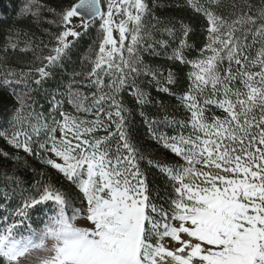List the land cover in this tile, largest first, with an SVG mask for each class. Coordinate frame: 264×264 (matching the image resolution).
Instances as JSON below:
<instances>
[{"label": "snow or ice", "instance_id": "1", "mask_svg": "<svg viewBox=\"0 0 264 264\" xmlns=\"http://www.w3.org/2000/svg\"><path fill=\"white\" fill-rule=\"evenodd\" d=\"M215 4L217 0H187L206 21V42L188 60L184 50L190 47V25L180 21L179 29L171 22L158 28L157 20L152 29L169 40H154L145 24L151 15L148 0H72L58 20L49 21L59 31L49 54L38 57V75L8 70L3 85L32 79L42 86L50 76L46 69L61 64L76 46L68 38L79 41L91 28L98 29L96 47H89L84 57L91 64L88 84L95 89L91 103L72 84L65 94L75 113L90 118L63 111V100L53 95L51 110L59 119L51 116L48 123L26 103L31 91L26 86L22 93L13 91L19 107L12 116V132H0L10 145L39 156L62 174L78 191L75 199L84 205L92 228L76 227L80 212L72 208L69 215L68 196L51 183L38 181L34 192L21 194L20 204L11 210L3 203L11 201L5 191L0 200L2 264H18L21 251L36 245L38 237L41 243L48 237L58 241L55 264H264V6L253 14L248 5L247 12L229 20L216 13ZM39 7L38 0H28L23 12L38 16ZM169 41L175 46L167 58L191 69L188 87L178 95L188 117L176 121L165 116L168 124L181 129L172 136L158 132L152 127L155 121L145 118L151 138L181 161L147 159L170 182L165 204L158 205L141 166L146 156L129 132L131 110L121 93L128 89L141 109L152 103L137 82L143 75L151 78L157 92L177 95L168 87L178 84L174 73L168 70L165 76L141 56L142 49L159 55L155 46L167 49ZM256 45L255 56H250ZM212 109L220 114L209 117ZM185 128H190L187 135ZM39 150L56 159L40 156ZM49 202L54 214L42 226L26 223L31 210Z\"/></svg>", "mask_w": 264, "mask_h": 264}, {"label": "trees", "instance_id": "2", "mask_svg": "<svg viewBox=\"0 0 264 264\" xmlns=\"http://www.w3.org/2000/svg\"><path fill=\"white\" fill-rule=\"evenodd\" d=\"M71 2L72 0H38L39 14L34 16L31 12H23L28 5V0H0V81L5 78L9 69L17 75L21 72L28 73L30 71L34 77L38 75L34 72L35 68L42 66L38 57L49 54V49L55 43L53 36L59 31L49 21L58 20L60 10ZM200 2L206 4L207 0H200ZM148 3L151 8V15L145 17V24L146 29L152 32L153 39L169 40L166 35L161 36L158 30L152 29L151 26L156 24L157 20L159 21L158 28H162L171 22L177 29H179V22L183 21L189 24L192 29L188 39L190 47L184 50V55L188 60L195 59L206 42V21L203 16L188 7L187 0H148ZM248 5L252 6V13L255 14L261 6H264V0H217L214 8L218 15L230 20L240 15L241 12H247ZM97 31V28H91L89 33L83 34L79 41L72 37L69 38L76 46L61 64L46 69L50 72V76L45 79L42 86L35 85L32 79H28L26 84L13 82L10 85H3L0 83V132L5 134L12 132V116L15 109L19 107L13 91L22 93L26 86L31 89L25 98L26 103L31 105L35 112H42L48 118V123H51V116H56L59 119L58 113L51 110L50 101L53 95L57 99L63 100V111L84 117L83 113H75V110L67 103L65 94L69 84H72L73 90L79 88L83 94L89 96L87 103H91V93L95 89L88 84L87 73L90 71L91 64L84 57L88 55L89 47L95 49L98 40ZM177 37H179V32H177ZM169 44L167 49L161 48L159 45L155 46V51L160 53L159 55H153L151 50L142 49L141 56L145 64L153 69H161L165 76L168 70L174 73L178 84L168 85V87L177 95L157 92L155 83H149L151 78L143 75L138 77L137 82L144 91L150 94L149 98L152 103L141 109L129 94L128 89L121 93L123 103L131 110L128 120L129 132L133 143L141 148L146 156V159L141 162V166L147 175L152 201L158 205L165 204V199L171 192L170 182L164 178L158 169L148 166L147 159L151 158L169 163L181 161H178L170 151L164 149L151 138L149 123L145 122V118L149 122L155 121L152 127L158 132L172 136L180 133L181 129L176 125L168 124L164 119L165 116L168 117V120L175 119L176 121L186 120L188 117V113L180 105L178 95L187 89L189 84L188 73L191 69L190 66L179 64L167 58L168 55H171L175 42L169 41ZM13 45H15L14 48ZM258 48L259 45H256L251 49L250 56H255ZM225 66H227L226 61ZM77 73L79 75H76ZM156 101L162 102L163 106L157 104ZM141 110H143L144 116L140 115ZM212 112H216L217 115L220 114L219 110L216 109H212L206 114L210 117ZM189 131L190 128L183 130L185 135ZM99 134L103 135L102 132ZM56 135L59 137V131ZM36 147L34 145V148ZM39 152L40 156L56 159L43 150H39ZM4 153L8 155L5 156ZM17 156L20 157L19 160L14 159ZM9 178L19 181V184L13 183V180ZM38 181L51 183L68 196L71 205L67 210L69 215L72 214V208L77 211L80 210L79 206L82 204L78 199H75L79 195L78 191L67 180L63 179L62 174L43 163L39 156L29 155L24 153L22 149H16L8 143L4 135H0V200H3L2 194L7 191L11 196V201L3 200V203L8 204L9 210H11L15 205L20 204L21 194L28 196L34 192L33 185L37 184ZM0 214H3L2 209H0ZM52 214H54V207L51 202L47 205H38L31 210L30 220L26 223L35 222L42 226L41 221ZM38 242H40L39 237L37 238Z\"/></svg>", "mask_w": 264, "mask_h": 264}, {"label": "rangeland", "instance_id": "3", "mask_svg": "<svg viewBox=\"0 0 264 264\" xmlns=\"http://www.w3.org/2000/svg\"><path fill=\"white\" fill-rule=\"evenodd\" d=\"M74 23H78V21H74ZM79 208L80 215L74 221L76 227L91 229L92 225L87 221L86 211L83 210L84 205H80ZM165 243L170 248L174 249L176 247L175 243H168L167 241ZM57 246L58 241L52 237H48L42 243L38 242L32 247L22 250L19 254L18 264H52L48 257L52 255L53 252L56 254Z\"/></svg>", "mask_w": 264, "mask_h": 264}, {"label": "clouds", "instance_id": "4", "mask_svg": "<svg viewBox=\"0 0 264 264\" xmlns=\"http://www.w3.org/2000/svg\"><path fill=\"white\" fill-rule=\"evenodd\" d=\"M48 259L52 262V264H55V253L53 252V254L50 255Z\"/></svg>", "mask_w": 264, "mask_h": 264}]
</instances>
